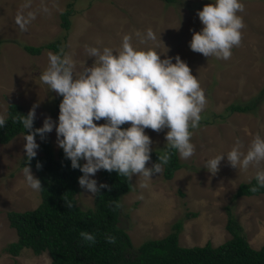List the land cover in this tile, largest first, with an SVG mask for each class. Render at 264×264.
Segmentation results:
<instances>
[{"label":"rangeland","instance_id":"1","mask_svg":"<svg viewBox=\"0 0 264 264\" xmlns=\"http://www.w3.org/2000/svg\"><path fill=\"white\" fill-rule=\"evenodd\" d=\"M211 0H0V114L7 116L8 106L18 103L26 113L37 104L35 121L42 126L45 116L58 120L62 96L49 90L40 81L48 64L46 47L40 54H30L25 45L45 46L56 42L59 50L69 54L77 70L90 66V46L118 47L124 34L132 35V42L141 47L155 45L162 54H179L197 76L206 96L202 119L192 131L195 145L193 156L180 158L182 167L172 179H165L163 171L149 181L148 188L139 186L142 178L133 175L132 190L120 199L119 225L127 230L133 245L138 248L145 240L162 238L181 221L182 246H203L211 242L217 246L231 238L226 225L229 210L243 227V234L254 248L264 244V194L235 198L240 183L255 177V168L232 167L226 157L213 175L205 167L206 160L225 153L239 139L247 147L251 139L264 136V0H242L244 28L241 42L232 48L228 60L205 57L189 46L194 31L201 24L197 11ZM28 7H24L25 4ZM71 9L70 28L62 25V13ZM33 12L35 19L21 31L15 23L18 13ZM156 34L155 42L140 44V37L148 28ZM100 42L99 44L97 42ZM262 95V98L260 96ZM260 96L252 111L230 112L233 103L248 104ZM97 123H104L100 120ZM126 127L129 124H124ZM146 129L152 139V149L163 150L165 133ZM18 134L10 142L0 144V264H52L48 251L36 255L24 248L15 256L6 247L17 241L18 234L10 226L9 211L33 209L41 202L40 192L27 186L23 175V136ZM58 155L56 132L48 133ZM38 144L40 139L36 138ZM39 154V149L37 150ZM180 157V156H179ZM84 163V161H81ZM153 163L149 160L146 166ZM33 174L36 171L31 168ZM102 170L95 173L99 185ZM83 209L95 206V195L80 186L77 195Z\"/></svg>","mask_w":264,"mask_h":264},{"label":"clouds","instance_id":"2","mask_svg":"<svg viewBox=\"0 0 264 264\" xmlns=\"http://www.w3.org/2000/svg\"><path fill=\"white\" fill-rule=\"evenodd\" d=\"M24 7H28L26 3ZM242 0H211L197 11L203 27L194 31L189 46L192 51L205 57L214 56L228 60L232 48L241 42L244 20ZM35 19L33 12L18 13L15 23L21 31ZM140 37V44L155 42L156 34L148 28ZM100 43L99 41L97 42ZM88 57H94L90 66L77 70L73 58L60 52H49L48 64L40 75V81L49 90L62 96L59 103L58 120L45 116L42 126L34 127L37 104L26 115L13 116L19 120L25 131L23 175L28 187L39 191L41 180L30 167V161L37 156L40 145L36 136L44 140L55 128L57 146L63 149L70 160L71 168L83 174L78 183L87 193L96 195L104 182L97 183L98 170L116 171L119 176L131 179L133 175L142 178L139 186L148 188L154 175L160 174L171 156L169 150L178 152L180 158L189 159L195 152L191 142L192 131L199 126L201 113L206 106V96L197 76L179 54L173 57L162 54L155 45L141 47L132 42L131 34H124L118 47L90 46ZM104 123H97L100 120ZM7 116L0 114V128L6 124ZM128 127H121L124 124ZM165 133L166 149L159 154L158 161L146 166L151 159L152 139L146 129ZM226 157L237 169L255 168L257 186L264 187V136L256 134L245 148L237 139L231 149L208 158L204 167L215 175L221 161ZM84 163H81V161ZM37 169L42 167L37 161ZM66 206L73 204L64 198ZM84 242L95 243L96 236L81 231ZM109 243L116 237L106 235Z\"/></svg>","mask_w":264,"mask_h":264},{"label":"trees","instance_id":"3","mask_svg":"<svg viewBox=\"0 0 264 264\" xmlns=\"http://www.w3.org/2000/svg\"><path fill=\"white\" fill-rule=\"evenodd\" d=\"M165 1L170 3L176 0ZM70 13L71 9H68L61 15L62 25L66 29L70 28ZM2 42L0 39V54ZM45 47L60 52L56 42L45 46H24L27 52L35 55L40 54ZM260 96L248 104L233 103L228 109L230 112L252 111L260 101ZM23 114L27 113L21 104L11 103L8 106L6 124L0 128V144L10 142L18 134H25L27 130L19 120L12 119ZM34 127H40L35 120ZM36 138L40 139L39 135ZM39 145L40 153L30 161V167L41 180V202L33 209L8 212L10 226L16 230L18 239L6 247L7 252L17 256L24 248H30L36 255L48 251L52 264H264V244L254 248L230 210L226 227L231 238L217 246L211 242L203 246H182L180 233L183 223L179 221L166 236L145 240L135 248L129 232L119 225L120 199L132 190L131 179L119 176L116 171L102 170L100 183H106L109 188H103L95 195L93 208L83 209L77 197L80 191L78 177L83 173L71 168V162L65 158L63 149L58 155L55 154L48 134L44 140L40 139ZM165 150H152V163L157 162L159 154ZM169 151L170 160L163 168L165 179H172L182 167L178 152ZM37 161L42 164L40 169L36 167ZM25 163L29 162L24 159L23 165ZM253 186H257L255 177L249 182L240 183L234 197L264 194V187L253 192ZM64 198L73 204L72 208L66 206ZM81 231L94 233L96 242H84ZM106 235L115 236L116 242H107Z\"/></svg>","mask_w":264,"mask_h":264},{"label":"crops","instance_id":"4","mask_svg":"<svg viewBox=\"0 0 264 264\" xmlns=\"http://www.w3.org/2000/svg\"><path fill=\"white\" fill-rule=\"evenodd\" d=\"M260 248V247H259Z\"/></svg>","mask_w":264,"mask_h":264}]
</instances>
